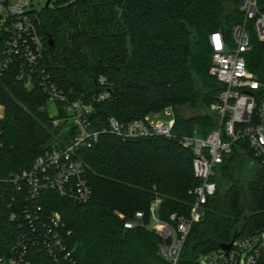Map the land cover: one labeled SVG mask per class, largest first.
I'll return each instance as SVG.
<instances>
[{"label":"trees","instance_id":"obj_1","mask_svg":"<svg viewBox=\"0 0 264 264\" xmlns=\"http://www.w3.org/2000/svg\"><path fill=\"white\" fill-rule=\"evenodd\" d=\"M39 13L46 58L35 68L17 59L0 78V178L32 168L37 158L59 146L68 125H54L68 115L63 103H55L56 115L49 113V96L41 86L45 72L68 101L93 107L90 125L99 138L77 153L93 195L79 204L46 192L26 203V192L18 194L17 202L8 193L0 206V259L11 258L28 227L23 215L27 205L40 217L41 227L52 213H60L58 233L74 257L56 261L41 243L30 250L31 264H169L159 255L164 240L148 227L150 209L158 202V219L169 223L172 215L188 217L196 202L193 192L201 181L194 174L193 152L183 141L196 130L205 137L218 127L210 108L224 87L210 74V36L221 32L232 37L244 20L239 0H51ZM252 41L247 67L264 85V41L255 35ZM2 48L0 40V54ZM21 67L31 74L30 89L18 77ZM105 92L109 97L98 101ZM200 106L205 115L179 113ZM168 108L175 112L170 137L124 140L107 128L111 117L127 125ZM212 181L217 192L192 227L179 264H198L201 256L234 239L264 231V165L245 145H237ZM13 212L23 225L11 220ZM138 212L144 213L143 225L126 229V220Z\"/></svg>","mask_w":264,"mask_h":264},{"label":"built area","instance_id":"obj_2","mask_svg":"<svg viewBox=\"0 0 264 264\" xmlns=\"http://www.w3.org/2000/svg\"><path fill=\"white\" fill-rule=\"evenodd\" d=\"M261 3V0H239L244 20L234 29L232 37L226 38L221 32L210 36L213 49L210 74L224 90L210 108L211 113L218 116V127L205 137L196 130L194 135L183 141L184 146L193 152L194 174L201 181V185L193 192L196 202L188 217L172 215L169 223L158 219V202L150 209L152 222L148 227L164 240L159 255L169 264L180 263L192 227L201 221L208 198L217 192L218 184L212 179L225 159L234 153L237 145H245L255 161L264 165V85L249 71L245 58L253 48V32L259 41H264V6ZM34 4L35 0H0V40L3 45L0 78L17 59L35 68L46 58L48 48L39 33L40 13ZM44 73L41 86L48 94L49 102L63 103L68 115L63 120H56L54 125L60 127L64 122L68 125L60 137L59 146L37 158L32 168L0 178V206L8 193L17 202L18 194L26 192V203L30 201L29 197L35 199L46 192H55L79 204L87 203L93 195L86 180V165L77 158L80 150L91 147L99 138V132L90 125L93 107L81 101H68L62 91L46 80ZM18 77L25 80L28 89L33 86L31 74L26 75L22 67ZM100 81L104 84L105 79L101 78ZM108 97L109 92H105L97 100L104 101ZM0 111L1 119L4 116L1 105ZM174 123L175 117L169 122H156L146 117L123 125L111 117L107 121V128L124 140L150 134L170 137ZM23 215L28 227L17 238L11 258L0 259L1 263L31 264L30 250L41 243L49 247L48 254L54 260L59 261L63 256L65 260L73 261V251L63 243L58 233L62 224L60 213H52L48 217V224L43 227L37 225L40 217L33 216L27 205ZM120 217L125 219L123 215ZM143 219L144 213L138 212L134 219L126 220L124 226L128 230L134 229L143 225ZM11 220L23 225L15 212L11 214ZM51 244L55 249L50 247ZM205 263L264 264V231L236 239L229 251L220 249L201 256L198 264Z\"/></svg>","mask_w":264,"mask_h":264},{"label":"rangeland","instance_id":"obj_3","mask_svg":"<svg viewBox=\"0 0 264 264\" xmlns=\"http://www.w3.org/2000/svg\"><path fill=\"white\" fill-rule=\"evenodd\" d=\"M47 0H35V9L37 11H42L45 8ZM53 6V5H52ZM230 9H233L232 6H229ZM253 35H255V33L253 32ZM197 87L201 88V83H197ZM48 111L49 113L54 116L57 113V109H56V105L54 102H49V106H48ZM179 113L184 116V117H190V116H194V115H205L207 113L206 108L203 106H200L198 109L193 110L190 107H184L181 108L179 110ZM175 117V112L173 110H164L162 112L159 113H153L149 116V119L153 120V121H163V122H169L170 120H172ZM221 201L219 203V207L217 206V210H220L218 212H221L222 208H221ZM207 264V263H205Z\"/></svg>","mask_w":264,"mask_h":264},{"label":"water","instance_id":"obj_4","mask_svg":"<svg viewBox=\"0 0 264 264\" xmlns=\"http://www.w3.org/2000/svg\"><path fill=\"white\" fill-rule=\"evenodd\" d=\"M50 5H51V0H47L45 7H46V8H49ZM49 46H50L52 49L54 48V41H53L51 38L49 39ZM235 240H236V239H234V240H233L231 243H229V244H225V245H223V246L221 247V249H222L223 251H229V250L233 247V244H234Z\"/></svg>","mask_w":264,"mask_h":264},{"label":"crops","instance_id":"obj_5","mask_svg":"<svg viewBox=\"0 0 264 264\" xmlns=\"http://www.w3.org/2000/svg\"><path fill=\"white\" fill-rule=\"evenodd\" d=\"M0 113H1V111H0Z\"/></svg>","mask_w":264,"mask_h":264}]
</instances>
